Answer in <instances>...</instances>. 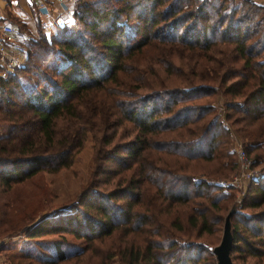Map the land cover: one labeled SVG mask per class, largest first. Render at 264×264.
I'll list each match as a JSON object with an SVG mask.
<instances>
[{
    "label": "trees",
    "instance_id": "trees-1",
    "mask_svg": "<svg viewBox=\"0 0 264 264\" xmlns=\"http://www.w3.org/2000/svg\"><path fill=\"white\" fill-rule=\"evenodd\" d=\"M70 16L51 33L24 36L21 62L0 76V124L8 125L0 134V237L23 233L18 256L37 264H76L85 251L61 238L46 245L44 234L91 241L113 232L124 243L122 264H216L197 239L214 231L211 212L234 188L193 181L187 168L198 161L207 176L223 178L235 170L224 118L250 168L263 164L239 205L252 211L229 215V258L264 264V5L74 0ZM204 95H219L223 118L211 102H190ZM86 133L89 174L72 224L44 216L24 228L33 220L26 211L10 218L15 186L70 165ZM203 253L213 259L200 263Z\"/></svg>",
    "mask_w": 264,
    "mask_h": 264
},
{
    "label": "rangeland",
    "instance_id": "rangeland-1",
    "mask_svg": "<svg viewBox=\"0 0 264 264\" xmlns=\"http://www.w3.org/2000/svg\"><path fill=\"white\" fill-rule=\"evenodd\" d=\"M252 1H255L259 4L264 3V0ZM51 32L52 30L46 33ZM253 39H255V36L249 37L248 42L253 41ZM18 58V63H20L22 60L21 55H18ZM190 102H211L215 107L217 114H219L220 117L223 118V108L219 95H204ZM222 121H224L228 126V128L226 129L229 133V146L234 153V143L235 141H239L240 146L242 147L241 139L235 131L234 126L229 124V121L224 120V118ZM7 128V123H1L0 134L5 133ZM90 141V135L89 133H86L81 147L75 153L72 162L67 167L61 168L56 172L39 173L37 176L26 179L22 183L16 185L10 193L7 215L12 218L13 214H15L16 211H18V213L26 211L28 215H31L30 218H32L33 220H31L30 222H26L23 226L24 228H29L32 222L44 216H57L50 221L52 225H68L69 222H71L70 219L72 218L70 216V213L79 209L81 198L86 191V185L84 184L86 183L89 174V165L92 153ZM161 156H164V153H161ZM246 156L250 160L247 154ZM262 166L263 164L259 163L252 169L250 168V177L252 175L258 174L259 172L261 173ZM235 170H232V174L235 172ZM187 172L191 174L190 178L193 181H195L194 178L200 181H204L203 178H205L206 180H213V178L216 180H221L227 179L232 175H228L225 178L214 176L209 177L205 173V165L198 161H192L188 165ZM250 177L248 178L246 183L244 182L240 189L234 188L231 191H225L227 197L218 201L219 209H215L211 212V219L214 221L211 227H213L212 229H214V231L210 234H202L201 238L197 239V241L200 242V245L203 246L206 252L209 253L207 247H212L218 243L221 235L222 220L230 207L234 206L235 212H241V214H247L249 211H252L249 209L239 208L241 199L243 197L244 187L248 183ZM221 187L224 188L225 186L221 185ZM166 215L167 214H164L162 216V219ZM23 235V233H20L14 236L0 237V245L4 244L5 246L4 249H0V264H37L30 259L21 258L18 256L17 249H19L25 242ZM128 236L129 235H126L125 237L122 236V238L125 239ZM191 237L192 236L189 235V238ZM60 238L66 240L65 246L68 248V250L85 248L84 253L81 255L79 261L76 264H97L98 261H101L99 259L103 257H108V259H106L109 264H122L120 256L116 253L117 248H119L121 245H124L123 242H120L121 237L119 232H113L111 235L102 238H95L91 241L74 237L69 233H63V235H59L58 233L44 234L43 236L39 237L38 240L42 243H46V245H50L48 244L49 242L53 240H59ZM182 240L185 239L183 238ZM86 242L90 243L86 244ZM43 246L45 247V244H43ZM33 248L34 250L42 254H46L48 252L47 250H42V247ZM9 254H11V256L7 257V255ZM232 254V261L234 264H251L253 262V258L247 257L243 260L242 263L241 259L237 257L236 253L233 252ZM202 257L203 259L199 261L200 263L203 261L210 262L212 258L208 256L207 253H203ZM62 264H72V262L65 261Z\"/></svg>",
    "mask_w": 264,
    "mask_h": 264
},
{
    "label": "crops",
    "instance_id": "crops-1",
    "mask_svg": "<svg viewBox=\"0 0 264 264\" xmlns=\"http://www.w3.org/2000/svg\"><path fill=\"white\" fill-rule=\"evenodd\" d=\"M39 4L46 6L45 14L38 11ZM45 20L51 23L48 28L41 26ZM70 21V13L59 6L58 0H0V23L10 25L16 30V36L4 43L9 52L17 54V43L26 35L36 36L38 28L46 33L55 25ZM18 55L20 56L19 53ZM3 68L4 65L0 62V70Z\"/></svg>",
    "mask_w": 264,
    "mask_h": 264
},
{
    "label": "built area",
    "instance_id": "built-area-1",
    "mask_svg": "<svg viewBox=\"0 0 264 264\" xmlns=\"http://www.w3.org/2000/svg\"><path fill=\"white\" fill-rule=\"evenodd\" d=\"M74 0H58L59 6L71 13L72 5ZM46 6L39 4L38 11L40 13H46ZM51 25L50 21L45 20L41 23L42 27L48 28ZM16 36V30L10 25L0 23V62L5 65H13L18 63V55L14 52H9L8 48L5 46V42L11 41ZM4 75V69L0 70V76ZM222 127L228 128L227 124L222 121ZM234 157L236 160V170L227 179L216 180L215 182L223 186H232L233 188H241L244 182L248 180L251 175L250 160L247 158L243 148L240 146L239 141L234 143ZM195 181L198 179L194 178ZM205 182H210L211 180H206Z\"/></svg>",
    "mask_w": 264,
    "mask_h": 264
},
{
    "label": "water",
    "instance_id": "water-1",
    "mask_svg": "<svg viewBox=\"0 0 264 264\" xmlns=\"http://www.w3.org/2000/svg\"><path fill=\"white\" fill-rule=\"evenodd\" d=\"M233 207H230L223 217L221 235L219 241L214 246L210 247L211 253L214 255L216 264H233L229 258V250L231 246V235L229 231V215L233 212Z\"/></svg>",
    "mask_w": 264,
    "mask_h": 264
}]
</instances>
